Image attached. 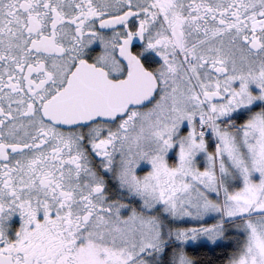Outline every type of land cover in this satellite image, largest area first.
<instances>
[{"label": "snow or ice", "instance_id": "obj_1", "mask_svg": "<svg viewBox=\"0 0 264 264\" xmlns=\"http://www.w3.org/2000/svg\"><path fill=\"white\" fill-rule=\"evenodd\" d=\"M0 264H264V0H0Z\"/></svg>", "mask_w": 264, "mask_h": 264}]
</instances>
